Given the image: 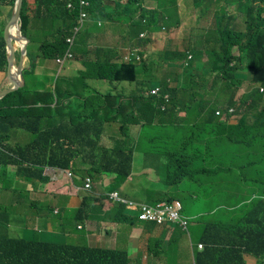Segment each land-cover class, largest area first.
<instances>
[{
	"label": "crops",
	"instance_id": "obj_1",
	"mask_svg": "<svg viewBox=\"0 0 264 264\" xmlns=\"http://www.w3.org/2000/svg\"><path fill=\"white\" fill-rule=\"evenodd\" d=\"M27 3L29 9L36 8L34 0H27ZM215 4L217 12L226 19L221 14V10L226 6ZM129 6L127 0H102L99 8L100 16L90 15L78 36L73 47V60L67 61L59 68L54 59H51L57 66V71L52 68L50 59L41 56V49H36L33 36L41 35L42 42L50 41L53 30L63 26V22L59 18L31 14L28 10L29 43L23 58L26 92L22 101L27 104L37 103L38 107L49 108L53 111L52 117L42 120L43 125L65 126L69 124L66 132L70 136L94 138L98 141L99 147L111 148L115 140L122 139L124 131H121L119 127L123 122L127 123L126 132L130 139V141L127 140V146H132L130 176L116 190L110 184L112 176H87L91 179L92 185L90 192H85L82 190L83 183L74 179L71 171L47 168L46 174L43 175L46 180L49 174L53 175L48 182L58 178V182H66V187L59 189L56 195H49L36 190L41 185L38 183V178L23 177L24 180H21L16 173L17 166L11 165L6 168L5 179L0 180V189H6L14 194L10 198L13 204L11 205L12 211L9 213L12 219L8 231L17 230L23 238L32 234L27 227L36 224L47 240H51L52 237L55 239V231L61 229L68 233L69 240L78 243L77 245L125 251L129 256V264H145L142 260L146 255L158 264H169L165 263V259L174 244L179 228H175L172 224L158 226V233L166 232L163 239L147 241L145 230H138L144 227V222L136 221L132 225L118 222L122 219V214L117 210V204L111 201L108 195L117 191L121 197L136 202L154 204L166 202L168 199L173 202L179 200L172 194L173 186L181 187L184 183L183 189H187L185 213L192 224L187 235L195 238L192 248L195 258L206 244L238 240V238L232 239L224 232H217L209 226L211 217L218 211H231V207L226 204L229 197L227 186L230 187V184L222 180H231L234 177L231 175V177L222 178L227 166L219 157L212 151L199 149L186 138L192 135L193 131L196 135L206 136L208 140H213L222 133L220 118L198 114L202 106L196 99L190 98L188 86L180 84L178 74L181 73H175L173 82H176V85L171 86L176 90L173 100L175 111L166 113V120L163 122L159 121V114L155 112L156 105L152 103L155 100L143 94L144 91H149L156 86L147 85L145 81L137 79L134 82H109L92 78L104 72L101 66L103 61L122 62L125 51L140 43L139 38H134L138 31L152 29L153 24L149 20L151 14L148 11L154 8V0H138V4L135 3L133 7ZM13 8L11 3L1 2L0 33L3 30L1 25L4 20L1 12L4 11L7 14L5 21L8 22ZM227 11L233 12L234 8H229ZM141 15L145 16L144 21H139ZM226 20L232 21L230 28L240 31L232 26L236 22L243 24L242 19ZM133 21L138 27L132 23ZM183 40H185L184 37ZM15 48V64L17 65L21 56L20 44L15 43ZM183 48H187L186 45H183ZM165 49L168 52L178 50L176 46L171 45ZM143 54L146 55V52ZM151 60L157 62L156 59ZM65 64L66 67L63 68ZM93 65L101 66L102 69L92 67ZM166 65L173 64L166 63ZM169 73L172 74L171 71ZM199 75H202V72ZM84 85H88V89L83 90ZM182 87L185 89L182 90ZM11 88L6 68L5 71L0 72V92ZM113 92L118 93V98L112 99ZM95 93L109 95L103 106L96 107L94 103H89V99L94 97ZM126 96L133 101V104H125ZM77 115L83 120L85 128L89 129L87 133L82 134L77 129L78 127L71 124V118ZM54 133L58 134L56 131ZM19 134H25L24 136L30 140L34 137L24 131H20ZM8 137L16 138L17 135L13 134L10 129ZM15 144L24 145L19 144L18 139H15L14 145L9 144V147L12 148ZM174 153H197L201 157L207 154L212 159L208 163L196 159L191 163L185 161L181 164L177 163L174 157L170 158L169 154ZM80 168L85 170L86 174L89 167L84 164ZM156 169H160V172L156 173ZM68 172L71 176L67 175ZM177 174L184 177L177 184L165 182L172 180V177H176ZM196 175H200L201 179H192ZM28 184L33 187L27 191ZM18 188L20 191L16 190ZM106 189L110 190L106 191ZM87 193L96 194L97 199L90 203L91 208L85 215H82L77 213V209L81 204V199ZM56 212L57 215H55ZM260 219L262 221L261 217ZM72 220L75 222V227L71 226ZM119 224L126 226L128 235L133 240L130 251L119 248L115 242L113 230ZM147 230L152 232L150 229ZM165 239H170V242ZM198 245L203 247L198 249ZM243 258L246 264L253 260L250 255H244Z\"/></svg>",
	"mask_w": 264,
	"mask_h": 264
},
{
	"label": "trees",
	"instance_id": "obj_2",
	"mask_svg": "<svg viewBox=\"0 0 264 264\" xmlns=\"http://www.w3.org/2000/svg\"><path fill=\"white\" fill-rule=\"evenodd\" d=\"M68 1L34 0L36 15L59 18L63 22V26L53 30L51 40L41 44V56L45 59H54L63 54L64 40L74 23L78 8L85 11L87 16H100L99 8L102 0H82L85 3L82 5L79 4V0L77 2L71 0L75 2L71 11L66 8ZM214 1L220 2V0H192L193 6L201 8V14L210 11L214 5L212 23L209 26L211 31L201 29L206 30L208 35L196 32V27H190L192 40L197 38L200 42L193 40V47H187L188 52L163 51L160 56L167 64L179 61L180 84L188 86L190 98L198 97L205 100L202 102L196 99L202 106L199 108V115L218 117L215 112L219 110L227 120L230 118L227 111L231 108L230 113L239 118L233 127L220 120L222 134L236 132L232 136H226L230 147L224 157L213 150L218 145V141L208 140L206 136L196 135L194 131L192 135L186 137L199 149L214 152L227 166L222 178L232 175L246 192L242 194L241 190H238L233 196L231 185L227 186L229 197L226 204L231 207V211L220 210L210 219L209 226L215 231L224 232L232 239L238 238V240L206 244L195 256V264H246L244 255L256 256L259 260L258 264H264V17L261 18L264 1L253 0L245 7L251 14L245 17L243 23L245 28L242 32L229 30L232 21L228 22L220 16ZM1 2H9L12 7L15 4V0H0V4ZM135 3L138 4V0H127L129 7H133ZM148 12L151 14L149 20L153 24L152 28L159 26L167 28L173 15L178 13L177 0H154V8ZM27 13L28 4L27 0H24L21 11V31L24 36H27L29 23ZM144 19L143 15L139 17V21ZM232 27L234 28V25ZM260 28L263 30L256 32L255 29ZM3 30L0 33V72L5 71L8 65L6 42L1 36L4 34ZM203 35L206 38H202ZM143 44L138 43L133 48ZM196 59L199 60V64L195 63ZM158 64L159 62L145 61L142 67L153 72ZM138 65L103 61L101 66L104 72L92 78L109 82H134ZM101 66L92 67L102 69ZM246 67L249 68V72H246ZM198 69L202 70V75H196ZM243 79L250 80V87L236 104V95ZM25 89L26 86L0 100V136L5 142L8 131L16 128L33 135L34 138L28 146L16 145L11 148L9 144L4 145L12 155L0 151V163L5 166L15 164L18 166L16 171L18 175L26 179L38 178L44 182L46 177L42 176L43 168L69 170L74 179L80 180L85 174V170L80 168L84 164L89 167L86 173L89 177L113 176V181L110 183L112 188L113 184L114 188H117L127 179L131 173L132 149L127 146L125 137L114 141L111 148L105 149L99 147L98 141L94 138L70 136L66 132L69 125L44 126L42 120L52 117L53 111L38 107L37 103H24L22 98ZM184 89L185 87L182 88ZM168 91L171 94V90ZM17 97H20V103ZM151 98L155 100V112L159 114V121H165L166 110L160 107L163 99ZM174 99L175 92L172 94V102ZM19 108L27 110L20 112ZM75 121L78 119L72 120L71 124L78 127L82 134L89 131L82 120L78 123ZM121 128L124 129L125 124L121 125ZM236 148H239V151ZM173 157L176 160L186 159L189 163L196 159L208 163L212 159L210 155L205 154L201 157L197 153ZM68 176L71 174L69 173ZM192 179L201 178L200 175H196ZM176 182L178 178L173 179V183ZM90 190L91 188L86 192ZM96 199V194L87 193L81 199L77 213L85 215L92 206L90 203ZM166 202H170V199ZM12 204L13 200L10 201V206ZM117 210L122 214V219L118 222L129 225L136 221L145 222L139 219L138 207L117 204ZM259 216L262 218L260 226L251 232V236L246 235L260 219ZM228 218L233 221L228 223ZM240 223L244 224L242 230L239 228ZM2 229L5 234L0 235V264H129V256L122 250L46 242L37 233L25 238H12L6 234L9 230L6 224L2 225Z\"/></svg>",
	"mask_w": 264,
	"mask_h": 264
},
{
	"label": "rangeland",
	"instance_id": "obj_3",
	"mask_svg": "<svg viewBox=\"0 0 264 264\" xmlns=\"http://www.w3.org/2000/svg\"><path fill=\"white\" fill-rule=\"evenodd\" d=\"M218 4H221V1ZM213 6H212L210 11L205 12L204 14H201V8L193 6L192 0H177L178 13H175L173 15V19L167 28L163 27V26H159L157 28H152L149 31H147V30L146 31H138L134 38H139L140 43H144V44L141 45L140 47L135 48V51H140L139 56H140V61H141L140 65H138L137 69H136V79L138 81L143 80L146 82L147 85H150V86H158L159 84H161L165 81H166V84L168 86L176 85V82H173V79H174L175 73H181V65H180L179 61L172 62L173 65H171V66L166 65V63L161 60L160 56H161L163 51H166L165 48L168 45H171L172 47L176 46L178 48L177 52H180L182 50L185 52H188L187 48H183V45H186V47L191 48L194 45V41L200 42V40H198L197 38H193L194 41L192 40V37H191L190 32L188 30L191 26H195L197 28L196 32H200L202 34L208 35L207 31H211V28L209 26H211V23H212V14H213V10H214ZM28 10L30 11L31 14H34L36 12L35 7L32 9H29V7H28ZM225 12L227 13V9L225 10ZM1 14L4 17L1 28L3 27V24H4V30L3 31H5V28L7 25V22L5 21V17L7 14L4 11H2ZM225 18L227 19L226 16H225ZM130 23L131 22L129 21V24ZM132 23L136 27H138V25L135 21H133ZM176 24H178V25L176 26ZM234 27H235V29H239L241 32L244 31V28H245L244 24L239 23V22L234 23ZM17 28L19 29L18 26H17ZM202 28L206 29L207 31L206 30L202 31L201 30ZM255 30H256V32H261L263 30V28L255 29ZM140 33L144 34V35L141 36ZM29 34L31 35L30 31H29ZM1 36H3V38L5 40L4 34ZM78 36L79 35L76 36L75 43L78 39ZM183 37L185 38V40H183ZM202 38H206V36L203 35ZM33 40L35 42L36 49L39 50L40 44L43 41V37L41 35H36V36H33ZM126 51H125V53H126ZM143 52H146V55H144ZM68 59L70 61L73 60L72 49L70 51V55L68 56ZM151 59H156L157 62H159V64L156 65V69L153 70V72L150 70H148V71L144 70L142 67V65L144 64L145 61H146V63H148L150 61L152 63H155ZM50 62H51L52 68L57 71V66L54 64V62H52L51 59H50ZM195 63L199 64V60L196 59ZM246 66H248V65H246ZM65 67H66V64L64 65L63 68H65ZM169 71H171L172 74L169 73ZM201 72H202V70L198 69L196 72V75L198 76ZM246 72H249L248 67H246ZM202 74H203V72H202ZM178 76H180V74H178ZM241 82H242L241 88L238 90L237 95H236V98H237V100L235 102L236 104L239 103V100L242 98L243 94L250 87V83H249L250 80L249 79H243V80H241ZM136 88H139V87L136 86ZM84 89H88V85H84L83 90ZM25 92H26V90L23 91V93H25ZM143 94L145 96H147L150 94V92L144 91ZM112 96H115V97H112V99H116V98H118V93L113 92ZM17 99L19 100V103H20V97H17ZM196 99L201 100L202 102L205 101L204 99H199L198 97ZM124 102L126 105L133 104V101H131L127 96L125 97ZM41 103H43V101ZM135 103H138V102L135 101ZM152 103H154L156 105L155 102H152ZM19 110H20V112H24L27 109L19 108ZM238 113H242V112H238ZM218 117L222 120L224 119V118H222L221 115H218ZM237 120H238V117L232 115V117H230L229 119L226 120V123H227V125H231L230 127H233L232 124H235L237 122ZM11 131L13 132V134L17 135L16 138L8 137V138H6V141L4 142L0 136V151L4 152L5 154H9V155H12V153H10L8 151V149L6 147H4V145H6V144L14 145L15 139H18L19 144H24L23 146H25V145L28 146L31 144V142L34 138L33 137L30 140L24 136L25 134L20 135L19 134L20 130L16 129V128H12ZM234 133H236V132L232 131L229 134H222L219 137L213 139V141L219 142L218 145L215 148H213V150L215 152L219 153L221 155V157H224L227 154V151L230 147V143L228 142L226 136H228V135L232 136ZM14 147H16V144ZM14 147H12V148H14ZM236 149H237V151H239V148H236ZM12 165H15V164H12ZM8 166H11V165H8ZM8 166H5L4 164L0 163V180L5 179V177L7 175V169L6 168ZM15 166H17V165H15ZM17 168H18V166H17ZM43 169L44 170H43L42 176L44 174H46L47 168H43ZM155 172L159 173L160 169H156ZM4 174H6V175L3 178H1ZM48 176L49 177L45 182L41 179H38V183L41 185L38 189H36L37 191H41L44 194L56 195L59 189L66 187V182H58L59 178L58 179H51L50 182H48V180L50 178H53V175L49 174ZM19 179L24 180L23 177H20V175H19ZM80 181L82 183L83 182L87 183L88 182L87 175L86 174L82 175L80 177ZM222 181H225L231 185V192L234 193L233 196H235V194L238 192V190H241L242 194L246 193L244 188L242 186H240L236 180L226 179V180H222ZM165 182L171 184L173 182V180L165 181ZM183 186H184V183H182L181 187L173 186V189H172L173 196L180 200V202L182 203L183 210L182 209L177 210V212L175 213V218L173 220H168V222H167L168 224L174 225L175 228H177V229L179 228V230L176 234V239L174 241V244L169 249L168 254L166 256V259H165V263H169V264H193L195 261V258L193 257V254H192V248H193L195 238L187 235V231H189L191 229L192 224L188 220L189 216L185 213L187 194L181 192V189H183ZM0 187H1V184H0ZM32 187L33 186L31 184H28L26 187V190L28 191V190L32 189ZM16 190L20 191L19 188ZM107 190H110V189H106V191ZM12 196H14V194L11 191H6V189H0V235L5 234V232L2 229V225L6 224V227L8 229H10V226H11L12 217L9 216V213L12 211L11 206H10V198ZM160 205H162V208H168L166 206V204H164V202H161ZM171 205H173V206H171V208H169L170 211L173 210L172 208H174L175 203H171ZM153 212L154 211L152 210V213ZM57 214L58 213L56 212L55 215H57ZM227 221H228V223H231L233 220L231 218H228ZM260 224H261V220L259 219L257 221V223H255L250 228V233H248L246 235L251 236V232H253L256 228H258L260 226ZM243 225H244L243 223L239 224V228L241 230H242ZM71 226L75 227V222L73 220L71 221ZM143 226L144 227H140L138 230H145V234H146L145 239L147 241L152 240V239H157V238L163 239V236L166 233L165 231L158 233V231H157L158 225L152 219L146 220L143 223ZM77 228L79 229V226ZM147 229L152 230V232H149ZM27 230L30 231L31 233H33V232L41 233L42 232V230H40L36 224H34L33 226H28ZM169 232H171V231H169ZM113 233H114L115 242H116L117 246L119 248L127 249L128 251H130L133 240L130 239L126 226L124 224L117 225L115 227V229L113 230ZM6 234L12 238H23L21 233H19L17 230H13V229L11 231H8ZM178 235H179V239H178ZM69 239H70L69 234L63 232V230L60 232L58 231L55 234V242L56 243L65 244V243L69 242ZM177 239H178V241H177ZM165 240L170 242V239H165ZM73 244L76 245L78 243L73 242ZM252 257H253V260L251 262H249L248 264H258L259 263L258 257L253 256V255H252ZM142 262L145 264H150V263L151 264H158L157 262L151 261L147 255L144 257Z\"/></svg>",
	"mask_w": 264,
	"mask_h": 264
},
{
	"label": "clouds",
	"instance_id": "obj_4",
	"mask_svg": "<svg viewBox=\"0 0 264 264\" xmlns=\"http://www.w3.org/2000/svg\"><path fill=\"white\" fill-rule=\"evenodd\" d=\"M222 3H221V5L222 6H226V8H224V9H222L221 10V14L223 15V16H226L227 17V19L228 20H231V19H237V18H240V19H242L243 20V23H244V21H245V17L246 16H248V15H250L251 13L249 12V11H247L246 9H245V7L247 6V5H249L250 3H252L253 2V0H220ZM264 1V0H263ZM76 2H77V0H76ZM215 3H220V2H218V1H214ZM71 4V8H68L67 6H68V4ZM74 4H75V2L74 1H71V0H69L68 2H67V4H66V8L69 10V11H71L72 9H73V7H74ZM80 6V5H79ZM229 8H234V11L232 12V11H227V13L225 12V10L226 9H229ZM80 12V9L78 8V10H77V15H78V13ZM76 15V16H77ZM76 16H75V18H74V23H73V25H72V27L74 26V24H75V19H76ZM262 17H264V12L262 13V15H261V18ZM88 19H89V16H87V19H86V21H85V23L88 21ZM144 21V20H143ZM8 23V22H7ZM85 23H84V26H85ZM84 26H83V28H84ZM72 27H71V29H72ZM83 28L81 29V31H80V33L82 32V30H83ZM71 29H70V31H71ZM229 30H234V29H232V28H229ZM70 31H69V33H68V35L70 34ZM80 33H79V35H80ZM67 35V36H68ZM66 36V37H67ZM27 37V36H26ZM66 37H65V39H66ZM27 39H28V37H27ZM65 41V40H64ZM75 44V43H74ZM28 45V44H27ZM73 47H74V45H73ZM73 47H72V52H73ZM65 49H66V43H65ZM133 49H135V48H130V49H128L127 50V52L125 53V55H127V53H129L130 51H132ZM65 51V50H64ZM64 53V52H63ZM139 53H140V51H136V55L139 57V60H135V57L134 56H132L131 57V60L130 61H125L124 60V57H125V55L122 57V62H124V63H134V64H140L141 63V61H140V56H139ZM61 56V55H60ZM57 57H59V56H57ZM57 57H55L54 58V62H55V59L57 58ZM188 59L190 58V56H188L187 57ZM16 59V58H15ZM70 61V60H69ZM56 63V62H55ZM66 63V62H65ZM16 65V64H15ZM56 65L60 68V67H62V66H59L57 63H56ZM8 66V65H7ZM122 82H126V81H122ZM25 86V85H24ZM163 86H165V87H163ZM183 88V87H182ZM168 89H170L171 90V94L169 93V91H168ZM152 91H154V93H152ZM260 91H262V89L260 90ZM149 92H150V94L149 95H147L148 97H160V98H162L163 99V104H161L160 105V107L163 109V110H166V113H168V112H173V111H175V105L173 104V102H172V94H174V92H176V90H175V88H173V87H171V86H168L167 84H166V81L165 82H163V83H161V84H159L158 86H156V87H154V88H152V89H150L149 90ZM99 94H97V95H94V97H92L91 99H89V103H94V105L96 106V107H101V106H103L105 103H106V101H107V99L109 98V95L108 94H105V93H100V95L98 96ZM112 97H115V96H112ZM1 100V99H0ZM32 104H34V103H32ZM36 106H38L37 104H36ZM231 109V108H230ZM93 110V109H92ZM216 112H219V114L218 115H221L222 116V118H224L225 117V115L224 114H222L219 110L218 111H216ZM216 112H215V115H217L216 114ZM228 112V111H227ZM229 114H230V117H232V114L230 113V112H228ZM235 116V115H234ZM74 119H78V121H81L82 119L79 117V115H77V116H74V117H72L71 118V120L70 121H72V120H74ZM221 121H223V122H225L226 123V120L225 119H220ZM238 120H239V118H238ZM237 120V121H238ZM78 121H75V122H77L78 123ZM83 121V120H82ZM237 123V122H236ZM235 123V124H236ZM123 124H125V128L124 129H122L121 128V125H123ZM235 124H232V125H235ZM67 125H69V124H67ZM120 125V130L121 131H124V133H123V137H125V142H126V144H127V140L128 141H130V139H129V137H128V134H127V123H125V122H123L122 124ZM44 126H50V127H56V126H52V125H44ZM120 140V139H119ZM116 141V140H115ZM114 143V142H113ZM128 145V144H127ZM113 146V145H112ZM128 147H131V149H132V146H128ZM101 148H105V147H102L101 146ZM105 149H108V148H105ZM183 154H185V153H174V154H169V156H170V158H172L173 156H178V155H183ZM174 160L177 162V163H184L185 161H187L186 159H181V160H176L175 158H174ZM188 162V161H187ZM132 163V162H131ZM189 163V162H188ZM131 174V173H130ZM130 176V175H129ZM128 176V177H129ZM127 177V178H128ZM87 178H89V177H87ZM178 178V182H179V180H182V178H184V177H182L181 175H176V177H172V180L173 179H177ZM90 179V178H89ZM112 181H113V176H112ZM111 181V182H112ZM178 182H176V183H173L172 182V184H177ZM124 183V182H123ZM122 183V184H123ZM121 184V185H122ZM91 185H92V182H91V179H90V187L88 188V189H90L91 188ZM120 185V186H121ZM83 186H84V182H83ZM119 187V186H118ZM118 187L117 188H114V184H113V189L114 190H116V189H118ZM88 189H85L84 190V187H82V190L83 191H87ZM186 191H187V189H181V192L182 193H186ZM116 195V197H114L113 195ZM108 197H109V199L111 200V201H113L114 203H116V204H120V205H123V206H125V205H129V204H131V205H134L135 207H138V208H140L141 206H147V207H155L157 204H160V203H154V204H147V203H143V202H136V201H132V200H129V199H126V198H124V197H121L120 195H119V193L117 192V191H113V192H111L109 195H108ZM264 198V197H263ZM173 202H178L179 203V205H180V209H182V206H181V203H180V201L179 200H174ZM173 202H164V204H171V203H173ZM158 226H162V225H168V223H162V224H157ZM80 228V227H79ZM60 232V231H62L61 229L60 230H56L55 231V233H57V232ZM34 233H37L41 238H42V240H44V241H46V242H52V243H56L55 242V239L52 237V239L51 240H47V238H44V233H43V231L41 232V233H38V232H34ZM30 236H33V233L32 234H30ZM57 244H63V243H57ZM65 244H71V245H74L73 244V241L72 240H69V242H67V243H65ZM77 245V244H76ZM198 247V246H197ZM202 248V247H201ZM201 248H199V249H201Z\"/></svg>",
	"mask_w": 264,
	"mask_h": 264
},
{
	"label": "water",
	"instance_id": "obj_5",
	"mask_svg": "<svg viewBox=\"0 0 264 264\" xmlns=\"http://www.w3.org/2000/svg\"><path fill=\"white\" fill-rule=\"evenodd\" d=\"M24 0H15L13 12L11 17L6 25L4 31V37L6 42V49H7V60H8V67H7V76L8 82L12 86L11 89H7L5 91L0 92V99L4 98L8 94L23 88L24 83V61L23 58L27 51V44L29 43V39L22 34L21 31V11L22 5ZM19 26V34H16L14 29L15 27ZM15 43L20 44L21 47V56L20 60L17 65H15V58H16V48Z\"/></svg>",
	"mask_w": 264,
	"mask_h": 264
},
{
	"label": "built area",
	"instance_id": "obj_6",
	"mask_svg": "<svg viewBox=\"0 0 264 264\" xmlns=\"http://www.w3.org/2000/svg\"><path fill=\"white\" fill-rule=\"evenodd\" d=\"M79 4H85L82 0H79ZM68 8H71V4L69 3ZM87 19V13L85 11H82L80 9V12L78 13V15L76 16L75 19V24L72 27L70 34L66 37L65 39V43H66V49L64 51V53L57 57L55 59V62L59 65L62 66L65 62L69 61L68 56L70 55V51L75 43L76 40V36L79 35L81 29L84 26V23ZM144 34H141V36H143ZM134 56L135 60H139V57L136 55V51L135 49H133L132 51H130L129 53H127V55H125L124 60L125 61H130L131 57ZM152 93H154V91H152ZM232 109H228V112H231ZM216 114L218 115L219 112H216ZM67 175H69V173H67ZM84 190L88 189L90 187V179L88 178V182L84 183ZM114 197H116V195H113ZM175 203L174 208H172L173 210L170 211L169 208H171V204H166V206L168 208H162V205L157 204L155 207H147V206H141L140 209V214H139V218L144 219L145 221L148 219H152L155 221L156 224H162V223H167L168 220H173L175 218V213L177 212V210L180 209V205L178 202H173ZM130 206H134L129 204ZM152 210L154 211L152 213ZM198 248H201V245H198Z\"/></svg>",
	"mask_w": 264,
	"mask_h": 264
},
{
	"label": "bare ground",
	"instance_id": "obj_7",
	"mask_svg": "<svg viewBox=\"0 0 264 264\" xmlns=\"http://www.w3.org/2000/svg\"><path fill=\"white\" fill-rule=\"evenodd\" d=\"M14 31H15L16 34H19V29L17 27H15Z\"/></svg>",
	"mask_w": 264,
	"mask_h": 264
},
{
	"label": "flooded vegetation",
	"instance_id": "obj_8",
	"mask_svg": "<svg viewBox=\"0 0 264 264\" xmlns=\"http://www.w3.org/2000/svg\"><path fill=\"white\" fill-rule=\"evenodd\" d=\"M140 220H142V221H145L144 219H142V218H139Z\"/></svg>",
	"mask_w": 264,
	"mask_h": 264
}]
</instances>
